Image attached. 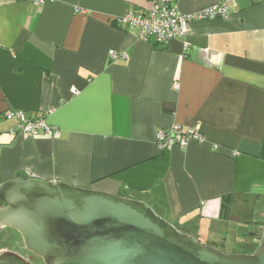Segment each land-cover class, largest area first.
Segmentation results:
<instances>
[{
    "label": "crops",
    "instance_id": "crops-1",
    "mask_svg": "<svg viewBox=\"0 0 264 264\" xmlns=\"http://www.w3.org/2000/svg\"><path fill=\"white\" fill-rule=\"evenodd\" d=\"M219 2L174 7L190 15ZM149 7L0 0V183L63 181L133 197L193 236L203 225L219 249L238 204L256 217L238 225L264 222V0H238L227 19L193 21L164 47L114 25ZM9 110L45 118L61 137L12 135ZM174 125L198 129L205 143L159 150L157 132Z\"/></svg>",
    "mask_w": 264,
    "mask_h": 264
},
{
    "label": "water",
    "instance_id": "water-1",
    "mask_svg": "<svg viewBox=\"0 0 264 264\" xmlns=\"http://www.w3.org/2000/svg\"><path fill=\"white\" fill-rule=\"evenodd\" d=\"M0 202V227L43 264H264V227L253 253L227 255L133 197L17 177L0 183ZM0 264L34 263L2 252Z\"/></svg>",
    "mask_w": 264,
    "mask_h": 264
},
{
    "label": "built area",
    "instance_id": "built-area-1",
    "mask_svg": "<svg viewBox=\"0 0 264 264\" xmlns=\"http://www.w3.org/2000/svg\"><path fill=\"white\" fill-rule=\"evenodd\" d=\"M34 6L41 9L47 0H30ZM150 7L145 12H127L116 20L117 25L129 29H137L139 37L144 41H153L159 46H167L171 41L183 39L189 31V24L193 21L223 18L227 19L238 8V0H220L210 8L190 15L180 14L174 7L175 0H148ZM112 59L127 58L125 53L110 51ZM77 93L76 90L73 91ZM7 121L13 122L10 130L12 135L22 134L25 137L43 134L47 137L58 139L61 131L50 126L45 118H29L20 110H9L4 113ZM205 136L196 128H187L174 125L168 129H161L156 134V145L161 151L171 150L176 146L185 148L191 141L205 143Z\"/></svg>",
    "mask_w": 264,
    "mask_h": 264
},
{
    "label": "rangeland",
    "instance_id": "rangeland-1",
    "mask_svg": "<svg viewBox=\"0 0 264 264\" xmlns=\"http://www.w3.org/2000/svg\"><path fill=\"white\" fill-rule=\"evenodd\" d=\"M245 209H248V208H245ZM233 211L237 213V215L232 217V220H231L232 222L222 225L223 226V230H222L223 237L222 238L225 239V244L223 247H220L219 250H221L223 253L227 255H232L233 253H239V254L253 253L261 242L260 238H262L264 226L260 225L258 227L249 228L246 224L238 225L237 221H239V223L241 221L245 223L248 220H251V221L256 220V217H254L253 215H251V217L242 215V208L239 204L234 208ZM200 229L202 231L199 234L200 236H194L199 241L205 243L206 240L210 239L211 237L216 238L215 235L213 236V233L210 234L209 232H206L204 230L203 225ZM246 235L251 238H247ZM8 244H11L13 248H17V249L18 247H21L20 248L21 253H23L24 255H27L28 253L27 250H23L25 246H24V242L20 234L16 235L14 239H10L8 242H5V245H8Z\"/></svg>",
    "mask_w": 264,
    "mask_h": 264
},
{
    "label": "flooded vegetation",
    "instance_id": "flooded-vegetation-1",
    "mask_svg": "<svg viewBox=\"0 0 264 264\" xmlns=\"http://www.w3.org/2000/svg\"><path fill=\"white\" fill-rule=\"evenodd\" d=\"M5 204H3L2 202H0V207H4ZM16 235H19V233L17 231H15L13 228L11 227H0V253L2 252H13L16 253L26 259H31L33 261L34 264H43V261L34 256L33 254H31L30 252L27 253V255H24L23 253H21V247L17 248H13V246L11 244L5 245V242H8L10 239H14V237ZM23 250H26L25 248H23Z\"/></svg>",
    "mask_w": 264,
    "mask_h": 264
},
{
    "label": "trees",
    "instance_id": "trees-1",
    "mask_svg": "<svg viewBox=\"0 0 264 264\" xmlns=\"http://www.w3.org/2000/svg\"><path fill=\"white\" fill-rule=\"evenodd\" d=\"M114 25H116L117 26V23H116V21H114ZM0 133H1V131H0ZM259 225H261V226H264V222H262V223H260ZM261 239V238H260ZM206 243V242H205ZM206 244H208V243H206ZM208 245H210V244H208ZM212 246V245H211ZM214 247V246H213ZM248 254H251V253H248Z\"/></svg>",
    "mask_w": 264,
    "mask_h": 264
}]
</instances>
